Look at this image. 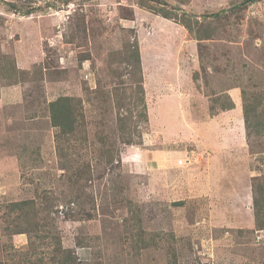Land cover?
I'll list each match as a JSON object with an SVG mask.
<instances>
[{"label": "rangeland", "instance_id": "1", "mask_svg": "<svg viewBox=\"0 0 264 264\" xmlns=\"http://www.w3.org/2000/svg\"><path fill=\"white\" fill-rule=\"evenodd\" d=\"M243 1L0 0L1 261L264 264V0ZM225 9L212 38L180 22ZM60 95L75 133L52 122Z\"/></svg>", "mask_w": 264, "mask_h": 264}, {"label": "trees", "instance_id": "2", "mask_svg": "<svg viewBox=\"0 0 264 264\" xmlns=\"http://www.w3.org/2000/svg\"><path fill=\"white\" fill-rule=\"evenodd\" d=\"M256 2L258 0H245L243 2H241L240 4L243 5L245 3H250V2ZM13 7L16 6V4H11ZM225 10H221L220 12H216V13H211V14H205L204 17L206 18L207 24L204 25H200V22L198 21V15L194 14H187L185 13V11H183V18H181L180 22L181 24H183L187 30L193 35V37L195 39H207V38H212L214 33H215V28L211 27V22H208V18L212 19V18H218L219 15L221 13H224ZM26 10L23 11V14H26ZM163 15L165 17L168 18H176V16H174L173 11L171 10H165V13H163ZM191 17H195V21H191ZM120 89V88H119ZM118 89V90H119ZM140 92H143L142 87H140ZM141 95L139 94L137 96L138 100H136L135 102H137L136 106H141L143 105L144 107L143 109V115L148 117V113H147V107H146V101L144 100V96H141L142 98L140 99ZM72 96L70 95H60L57 99L51 101L49 103V107H50V112H51V119L52 122L55 126H58L62 129L63 133L65 134H70V133H75L79 127V125L81 124V122L84 123V120L81 119V117L77 115V113H79V110L77 108V106H74L73 102H72ZM144 97V98H143ZM234 103L231 101V99L229 98V100H227L225 103H223L222 107L223 109H230L233 108ZM256 108H254L253 113H251L250 107L248 106V104H245L244 107V112H245V122L248 125V128H250L251 126H253L252 124V119L254 116V111ZM120 127L121 129H125L124 133L126 136H123L124 138V142L125 144H132L133 138H134V134H133V130H132V124L136 121H134V116L133 113H131V110L128 108V113H126L124 116L120 117ZM137 129V126H136ZM138 131V130H135ZM111 148L107 149V151H110ZM109 154V156L106 158V163L112 164L114 162L113 160V156H112V152H107ZM111 162V163H110ZM255 189L256 193H254V209H255V217H256V225L260 228V229H264V183L257 182L255 184ZM258 190V191H257ZM182 201H180L181 203ZM31 202L29 201H19V202H15L14 204H12L11 209L12 210H18L21 209L23 207L26 206V204H29ZM59 243V242H58ZM57 251V250H56ZM59 261V259L57 260V262ZM65 261H67V258H65ZM0 264H5L3 261L0 260Z\"/></svg>", "mask_w": 264, "mask_h": 264}, {"label": "crops", "instance_id": "3", "mask_svg": "<svg viewBox=\"0 0 264 264\" xmlns=\"http://www.w3.org/2000/svg\"><path fill=\"white\" fill-rule=\"evenodd\" d=\"M155 35H156V34H154V36H155ZM168 38H169V37H168ZM166 53H168V52H166ZM185 119H187L186 116H185ZM216 121H217V120H216ZM186 122H187V121L185 120V122H184V119L182 118V123L184 124L185 127H187V126H186ZM209 122H210V121H209ZM216 126H217V123H216V122H212V123H211L212 130L215 131V130H216ZM188 127H189V125H188Z\"/></svg>", "mask_w": 264, "mask_h": 264}, {"label": "clouds", "instance_id": "4", "mask_svg": "<svg viewBox=\"0 0 264 264\" xmlns=\"http://www.w3.org/2000/svg\"><path fill=\"white\" fill-rule=\"evenodd\" d=\"M67 1H68V2H67V4H68V3H70V2L73 1V0H67Z\"/></svg>", "mask_w": 264, "mask_h": 264}]
</instances>
